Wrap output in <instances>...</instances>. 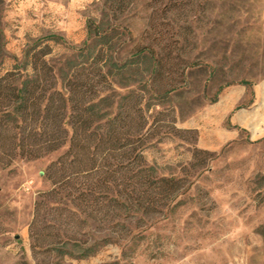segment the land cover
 <instances>
[{
	"label": "rangeland",
	"instance_id": "rangeland-1",
	"mask_svg": "<svg viewBox=\"0 0 264 264\" xmlns=\"http://www.w3.org/2000/svg\"><path fill=\"white\" fill-rule=\"evenodd\" d=\"M89 22L110 29L120 59L136 46L166 48L159 88L186 68L181 89L148 112L159 129L144 152L183 190L112 231L91 225L107 244L73 259L33 251L29 237L34 204L51 190L45 169L66 148L0 162V264H264V0H0V75L29 50L62 67Z\"/></svg>",
	"mask_w": 264,
	"mask_h": 264
},
{
	"label": "trees",
	"instance_id": "trees-1",
	"mask_svg": "<svg viewBox=\"0 0 264 264\" xmlns=\"http://www.w3.org/2000/svg\"><path fill=\"white\" fill-rule=\"evenodd\" d=\"M48 54L26 51L21 67L0 75V162L38 160L66 148L45 169L51 190L34 204L29 237L33 251L85 259L108 242L91 225L112 231L121 219L170 207L182 192L181 180L159 177L144 152L159 129L148 112L181 89L186 68L159 88L166 48L136 46L120 59L110 29L92 22L62 67L51 66Z\"/></svg>",
	"mask_w": 264,
	"mask_h": 264
},
{
	"label": "crops",
	"instance_id": "crops-1",
	"mask_svg": "<svg viewBox=\"0 0 264 264\" xmlns=\"http://www.w3.org/2000/svg\"><path fill=\"white\" fill-rule=\"evenodd\" d=\"M228 98L230 99V101L232 102H236L238 100L237 97H231V96H228Z\"/></svg>",
	"mask_w": 264,
	"mask_h": 264
}]
</instances>
